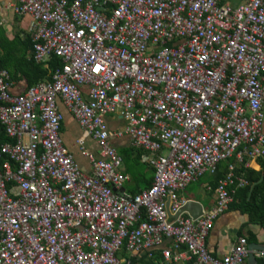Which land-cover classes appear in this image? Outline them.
Segmentation results:
<instances>
[{
    "label": "built area",
    "instance_id": "obj_1",
    "mask_svg": "<svg viewBox=\"0 0 264 264\" xmlns=\"http://www.w3.org/2000/svg\"><path fill=\"white\" fill-rule=\"evenodd\" d=\"M7 7L29 19L32 60L46 66L53 56L60 66L18 94L0 70V264H243L245 237L222 258L205 246L247 185L236 169L264 161V0ZM57 101L83 134L75 144L87 172L62 142ZM122 137L153 169L135 193L123 189L128 176L110 142ZM231 159L214 189L204 186L214 204L186 216L194 201L185 190ZM142 253L145 262L132 260Z\"/></svg>",
    "mask_w": 264,
    "mask_h": 264
},
{
    "label": "crops",
    "instance_id": "obj_2",
    "mask_svg": "<svg viewBox=\"0 0 264 264\" xmlns=\"http://www.w3.org/2000/svg\"><path fill=\"white\" fill-rule=\"evenodd\" d=\"M10 0H0V29L2 30L5 38L11 40L14 36H17L21 40L26 38L27 35L25 33L26 25L29 21L27 17H18L15 16L11 9L7 7ZM11 83L10 93L18 94L25 90V83L22 79H15L13 81H9ZM57 109L62 115L61 125H60V137L62 139L63 144L68 149V151L72 154L73 159L78 164V166L85 172L88 171V162L86 158H84L78 151L77 145L75 144V139L83 137L81 130L76 125L75 121L72 119L70 114L66 111V109L62 106L60 102H56ZM111 119L106 118V123L108 126L112 127L109 122ZM121 122H118L115 127H121ZM88 146H85L87 140L84 139V147L90 151L95 150V146L92 141H90ZM111 144L116 148L119 147H127L131 146L127 137H122L120 139H110ZM142 162V161H140ZM146 164L150 169L147 170V173L144 177L138 179L137 181L128 180L123 184V189L129 193H133L138 191L139 189L148 186L151 175L153 173V169L150 165ZM121 168L124 171V167L121 164ZM249 169L254 171H259L260 167L257 161L251 160L249 162ZM128 176V175H127ZM211 177L205 175L201 177L197 182L198 187L192 196L189 195L188 188L185 190L184 195L190 200L194 201L193 208L190 209V214H194V212L198 211V206L196 204H200L202 209H210V207L214 204L215 196L213 193L207 191L204 188L205 185L210 184ZM195 191V190H192ZM199 215V214H198ZM186 216H189L186 214ZM198 217V216H197ZM247 218L244 215H241L238 211L229 209L219 217H217L214 221V227L209 233L206 242V249L213 257L222 258L225 254L228 253L230 248L236 243L238 238V231L241 227L246 223ZM252 233L256 235L257 244H264V230L260 229L257 226H248V228ZM158 254V252L156 253ZM144 257V262L146 261L144 254H140L138 257ZM156 257V255H155ZM243 264H247L246 260Z\"/></svg>",
    "mask_w": 264,
    "mask_h": 264
},
{
    "label": "trees",
    "instance_id": "obj_3",
    "mask_svg": "<svg viewBox=\"0 0 264 264\" xmlns=\"http://www.w3.org/2000/svg\"><path fill=\"white\" fill-rule=\"evenodd\" d=\"M30 47L27 37L21 40L14 36L11 40H8L0 29V70L7 72L9 81L22 79L25 83V89L35 83L47 80L50 73L60 66L59 60L53 56L50 57L46 66L36 64L29 54ZM5 141H8V138L4 135L0 125V143ZM116 152L121 158L124 172L128 175L130 181H137L144 177L147 170L150 169L144 164L145 162H140L142 150L127 146L116 148ZM233 162L234 160L231 159L218 165L216 174L210 179V185L213 189L228 164ZM257 163L260 167L259 171L244 168L243 165L236 169L237 174L243 175L247 185L236 191L233 195V202L229 206V209L236 210L241 215L246 216L247 221L238 231V237H245L248 244L257 243L256 235L247 229L248 226H257L264 230V161L258 160ZM261 175H263V180L255 185L250 197H248L250 186L257 182ZM151 176H153V173ZM155 255V258L160 256L159 253ZM132 260L144 262V257L133 258ZM257 264H264V259L258 258Z\"/></svg>",
    "mask_w": 264,
    "mask_h": 264
},
{
    "label": "water",
    "instance_id": "obj_4",
    "mask_svg": "<svg viewBox=\"0 0 264 264\" xmlns=\"http://www.w3.org/2000/svg\"><path fill=\"white\" fill-rule=\"evenodd\" d=\"M262 180H263V175H261L260 179L257 182L253 183L250 186L248 197H250L251 192H252L253 188L255 187V185L259 184ZM192 206H195L194 202L188 203L183 208V210L185 212H187V214L190 215V217L192 219H195V218H197V216L201 215L202 207L200 204H196V206H198V208H197L198 211L194 212V214H190V209L193 208ZM165 208L167 211V207H165ZM248 250H249V254H248V257L246 258L247 264H257V259L254 256V252L255 251H264V244H257V243L256 244L255 243L248 244Z\"/></svg>",
    "mask_w": 264,
    "mask_h": 264
},
{
    "label": "rangeland",
    "instance_id": "obj_5",
    "mask_svg": "<svg viewBox=\"0 0 264 264\" xmlns=\"http://www.w3.org/2000/svg\"><path fill=\"white\" fill-rule=\"evenodd\" d=\"M84 139L87 140V142H88V143L85 144V146H88V144H90L89 139H88L87 137H84ZM197 187H198V183H193V184H191V185L188 187V191H189V195H188V196L191 197L192 194H194L195 192H197V191H198V190H196ZM192 190H195V191H192ZM190 193H192V194L190 195Z\"/></svg>",
    "mask_w": 264,
    "mask_h": 264
}]
</instances>
